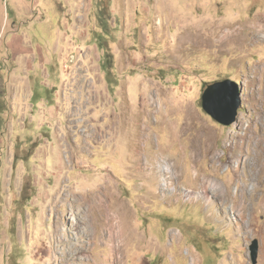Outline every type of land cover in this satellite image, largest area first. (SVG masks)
<instances>
[{
    "label": "rangeland",
    "instance_id": "obj_1",
    "mask_svg": "<svg viewBox=\"0 0 264 264\" xmlns=\"http://www.w3.org/2000/svg\"><path fill=\"white\" fill-rule=\"evenodd\" d=\"M258 26L264 0H0V264H253V240L264 264L259 188L246 181L244 220L197 199L203 176L241 187L230 143L264 160ZM224 80L230 125L201 107Z\"/></svg>",
    "mask_w": 264,
    "mask_h": 264
},
{
    "label": "bare ground",
    "instance_id": "obj_2",
    "mask_svg": "<svg viewBox=\"0 0 264 264\" xmlns=\"http://www.w3.org/2000/svg\"><path fill=\"white\" fill-rule=\"evenodd\" d=\"M191 25L192 24H190V26ZM256 27H257L256 24H255V26L249 27L248 29L250 31L246 34V36H244V31H245L244 28H238V29L235 28L234 29V28H231V27L230 28L227 27L228 33H227V35H225L226 37L225 38H223V37L221 38L219 36V38H221V40L217 39V43H218L219 46H223V44L225 42H226L227 45H228V43H231V44L234 43L235 46L242 45L241 43H242L243 39L247 38L248 34H252L253 32H254L253 34H255ZM258 28H260L259 31H264V27L258 26ZM192 41H193V39H192ZM207 42H209V41H207ZM196 43H195V45H196ZM210 45H212V43ZM204 46H206V45L204 44ZM214 46H215V44H214ZM224 52L225 51L221 52V54H223ZM252 135H254V132H253ZM207 138H208V136H207ZM257 138H258V142L260 144V142H262V138L260 136H258ZM196 143H197V141L194 139L193 142H192V145H191V149H192L191 150V155L197 162L200 159L203 160L202 159L203 157H201V155H200L201 154L200 146L198 148L196 146ZM259 144L257 146L258 149L260 147ZM245 145H247V147H248V143H244V141H236V143H230L229 144V147H231V149H232L231 152L228 154L229 167L232 168V171L234 172L235 177H236V175L240 176L238 178V180H240V181L242 180V182H243L241 187L238 189V192H236L235 194H232L228 190V188L224 185V183L220 182L218 179H215L214 177H211V176H203L198 181V187L201 189V192H202V194H201L202 197H198L197 198L198 200H203L207 204L208 208L213 207L214 205L210 201L209 196H208V192H211L214 196H216L219 199V201L221 202V206L223 208L228 209L230 212H232L240 220H244V212L246 211L245 210V193H246V190H247L246 181L251 182V184H252V186L254 188V191H256L255 189L259 188L258 189V194H257V199H260V201H261L260 205L264 209V187H263L264 186V180L262 179V178H264L263 177L264 176V160H262L260 158V156L262 155V152L260 153L258 151L257 153H254L253 158H249L248 156L244 157V155H243V150L244 149L242 147L245 146ZM214 153L215 152L211 153V156H210L211 161L212 160L213 161L217 160L214 157ZM150 165H152V164H150ZM217 168L216 167L214 168L215 172H216ZM166 170H168V169H166ZM170 170L172 171L171 175L177 179V183L178 184H176V186L174 188V190L176 192L177 191V185H179L180 179H181L180 168L177 166L176 163H174ZM148 171H149V174H152V173H154L155 169L151 166L150 168H148ZM187 196H189V195H187ZM227 215L228 214L225 212L224 213V217L221 220H219V221L220 222H226L225 220H226V218H228V217H226ZM237 228L240 229L241 226H238ZM229 261L231 262V264H237L238 263L236 261V259H234L233 257ZM68 262H71V264H82L81 262L77 263L76 259H72V258H69Z\"/></svg>",
    "mask_w": 264,
    "mask_h": 264
},
{
    "label": "water",
    "instance_id": "obj_3",
    "mask_svg": "<svg viewBox=\"0 0 264 264\" xmlns=\"http://www.w3.org/2000/svg\"><path fill=\"white\" fill-rule=\"evenodd\" d=\"M241 99L238 87L229 80L218 81L206 86L201 94L202 109L215 121L222 125L235 122ZM253 264L257 258V242L253 240L250 245Z\"/></svg>",
    "mask_w": 264,
    "mask_h": 264
}]
</instances>
